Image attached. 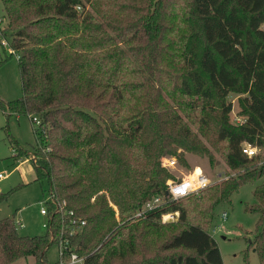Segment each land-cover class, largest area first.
I'll list each match as a JSON object with an SVG mask.
<instances>
[{"label":"trees","instance_id":"16d2710c","mask_svg":"<svg viewBox=\"0 0 264 264\" xmlns=\"http://www.w3.org/2000/svg\"><path fill=\"white\" fill-rule=\"evenodd\" d=\"M0 2L21 87L0 109L38 118L27 158L50 196L42 235H19L12 218L0 219V264H47L60 239L63 259L73 252L81 264H223L214 208L264 175V161L242 151L264 150V0ZM230 93L240 95V124L229 118ZM15 144L13 157L25 153ZM210 147L235 176L167 198L162 156L213 161ZM156 195L166 202L125 217ZM253 195L261 228L248 248L264 264V181ZM67 210L84 220L72 234ZM172 211L178 220L162 223Z\"/></svg>","mask_w":264,"mask_h":264},{"label":"rangeland","instance_id":"374dc122","mask_svg":"<svg viewBox=\"0 0 264 264\" xmlns=\"http://www.w3.org/2000/svg\"><path fill=\"white\" fill-rule=\"evenodd\" d=\"M5 24L6 16L0 2V100L7 102L20 97L21 87L16 57L9 47L10 33L5 29ZM239 96L230 93L227 97L232 104L229 118L233 124H240L243 121V116L239 113ZM31 129L32 123L27 115L18 114V118L15 119L14 114L6 116L0 109V174L3 175L0 178V192H8L6 200L0 202V219L12 218L17 233L27 236L45 233L46 227L43 223L47 219L46 215L39 213V209L48 200L45 181L41 183L34 181L31 161L26 159L27 164L23 171L17 169L15 157H12L15 151L14 143L21 152H25L16 155V158H26L29 154L30 157L32 156V149L38 141ZM209 149L213 154V161L206 156L189 152H184L185 164L179 163L175 156H162V158L175 159L176 165L167 170L170 174L169 178L176 179L189 175L195 168H200L207 175L211 185L229 176H235V172L226 166L216 148ZM256 154L257 164H261L264 161V150L256 146ZM31 176L32 179L28 180L27 178ZM263 181L264 175L253 182L241 185L230 195L228 201H222L214 208L210 232L218 245L223 264H259L257 252L253 248H248V242L261 228L259 220L261 215L258 211L250 210L249 207L257 203L253 189ZM142 206L143 204L140 207ZM135 211L127 213L125 217ZM222 212H226L224 219L221 217ZM57 260V245L52 243L45 251V261L47 264H53ZM34 263L33 256H27L17 259L12 264Z\"/></svg>","mask_w":264,"mask_h":264},{"label":"built area","instance_id":"2783aa9c","mask_svg":"<svg viewBox=\"0 0 264 264\" xmlns=\"http://www.w3.org/2000/svg\"><path fill=\"white\" fill-rule=\"evenodd\" d=\"M30 121L33 126V131L34 133L39 130V120L36 116L30 117ZM242 151L247 154V156L251 157L256 154V146H253L249 143H245L242 147ZM31 160H34L35 157L32 155ZM161 164L164 168L167 170L171 167H174L176 165L175 159L173 157L171 158H161ZM193 173L178 177L176 179H167L166 185L167 189L166 192L167 194L165 195L167 198L170 200H178L184 197H187L192 194H197L201 189L211 185V180L207 177V175L202 172L200 168H195ZM1 176V174H0ZM50 199V196L48 195V200ZM166 199L164 196L161 195H156L152 199L146 201L142 208L140 207L137 209L134 213H132L130 216L131 217H139L142 215L145 210L147 209H153L155 207L160 206L162 203H165ZM64 201L61 200L60 202L57 203V209L59 212H62V207L64 205ZM39 213L42 215L47 216V211L45 207V202L44 205L40 207ZM66 215L69 217V224L70 228L68 233L72 234L80 226L84 224V220L80 218H75L72 217V211L67 210L65 211ZM178 212L177 211H172V212H166L161 215V220L162 222H174L178 220ZM221 217L224 219L226 218V212H222ZM43 226H47V221L43 223ZM66 241H62L61 239L56 243L57 245V250H58V260L56 264H81L83 257L78 256L73 252L68 253L67 257L63 259V253H64V248H65Z\"/></svg>","mask_w":264,"mask_h":264},{"label":"crops","instance_id":"0c3cea01","mask_svg":"<svg viewBox=\"0 0 264 264\" xmlns=\"http://www.w3.org/2000/svg\"><path fill=\"white\" fill-rule=\"evenodd\" d=\"M14 117H15V119H17L18 118V115H16V114H14ZM30 120V119H29ZM31 131H32V133L34 134V131H33V126H32V129H31ZM12 157H13V155H12ZM15 157V156H14ZM26 159H28L27 157L26 158H22V157H18V158H16L15 157V160H16V167H17V169H21V170H23L24 168H25V166H26ZM29 160V159H28ZM29 169H31V168H29ZM24 171V170H23ZM3 177V175H1L0 176V178H2ZM28 180H30V179H32V176L30 177V178H27ZM42 215V214H41Z\"/></svg>","mask_w":264,"mask_h":264},{"label":"water","instance_id":"95a60500","mask_svg":"<svg viewBox=\"0 0 264 264\" xmlns=\"http://www.w3.org/2000/svg\"><path fill=\"white\" fill-rule=\"evenodd\" d=\"M166 194H167V192H166ZM253 250H255V249L253 248Z\"/></svg>","mask_w":264,"mask_h":264}]
</instances>
